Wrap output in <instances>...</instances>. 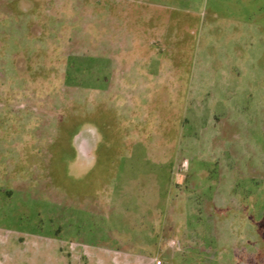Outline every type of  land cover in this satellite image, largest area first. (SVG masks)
<instances>
[{
  "label": "rangeland",
  "instance_id": "1",
  "mask_svg": "<svg viewBox=\"0 0 264 264\" xmlns=\"http://www.w3.org/2000/svg\"><path fill=\"white\" fill-rule=\"evenodd\" d=\"M213 1L0 0V264H264V111L186 103Z\"/></svg>",
  "mask_w": 264,
  "mask_h": 264
},
{
  "label": "crops",
  "instance_id": "2",
  "mask_svg": "<svg viewBox=\"0 0 264 264\" xmlns=\"http://www.w3.org/2000/svg\"><path fill=\"white\" fill-rule=\"evenodd\" d=\"M227 2L216 6L214 0V10L198 13L186 103L191 109L264 111V0Z\"/></svg>",
  "mask_w": 264,
  "mask_h": 264
},
{
  "label": "trees",
  "instance_id": "3",
  "mask_svg": "<svg viewBox=\"0 0 264 264\" xmlns=\"http://www.w3.org/2000/svg\"><path fill=\"white\" fill-rule=\"evenodd\" d=\"M227 4H228V3H227ZM210 5H211L210 3L207 4L208 7H210ZM211 6H212V5H211Z\"/></svg>",
  "mask_w": 264,
  "mask_h": 264
}]
</instances>
